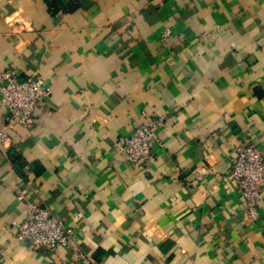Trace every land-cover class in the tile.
Wrapping results in <instances>:
<instances>
[{
    "label": "crops",
    "instance_id": "obj_1",
    "mask_svg": "<svg viewBox=\"0 0 264 264\" xmlns=\"http://www.w3.org/2000/svg\"><path fill=\"white\" fill-rule=\"evenodd\" d=\"M7 69L51 95L29 129L0 107V264H264V185L250 220L224 181L240 140L264 158V0H0ZM144 115L148 169L115 148ZM25 202L69 248L16 239Z\"/></svg>",
    "mask_w": 264,
    "mask_h": 264
},
{
    "label": "built area",
    "instance_id": "obj_2",
    "mask_svg": "<svg viewBox=\"0 0 264 264\" xmlns=\"http://www.w3.org/2000/svg\"><path fill=\"white\" fill-rule=\"evenodd\" d=\"M166 30L163 39L169 37ZM51 90L36 74L20 80L16 71L7 69L0 74V107L10 124L29 129L34 126L36 113L49 103ZM166 125L164 116L144 115L143 122L129 135L116 142V153L128 165L148 169L155 163L154 144H160V132ZM231 163L224 181H233L244 202V215L255 219L256 203L264 185V158L249 138L240 140L231 150ZM16 239L36 250L44 247H70L74 235L44 207L25 202L23 218L11 224ZM80 264H95L89 257L76 253Z\"/></svg>",
    "mask_w": 264,
    "mask_h": 264
}]
</instances>
